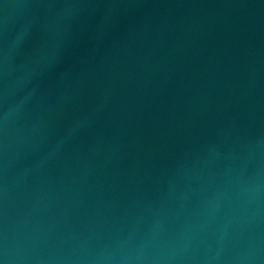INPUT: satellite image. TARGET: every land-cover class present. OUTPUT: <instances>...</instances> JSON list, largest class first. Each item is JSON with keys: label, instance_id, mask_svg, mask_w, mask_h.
I'll return each mask as SVG.
<instances>
[{"label": "water", "instance_id": "obj_1", "mask_svg": "<svg viewBox=\"0 0 264 264\" xmlns=\"http://www.w3.org/2000/svg\"><path fill=\"white\" fill-rule=\"evenodd\" d=\"M0 264H264V0H0Z\"/></svg>", "mask_w": 264, "mask_h": 264}]
</instances>
